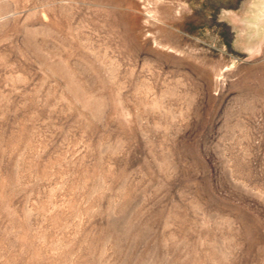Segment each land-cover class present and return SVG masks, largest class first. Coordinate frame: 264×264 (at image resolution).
Masks as SVG:
<instances>
[{
    "label": "rangeland",
    "instance_id": "374dc122",
    "mask_svg": "<svg viewBox=\"0 0 264 264\" xmlns=\"http://www.w3.org/2000/svg\"><path fill=\"white\" fill-rule=\"evenodd\" d=\"M0 264H264V0H0Z\"/></svg>",
    "mask_w": 264,
    "mask_h": 264
}]
</instances>
